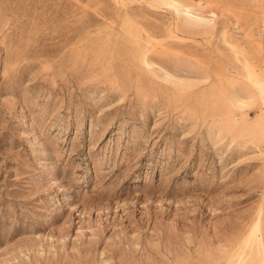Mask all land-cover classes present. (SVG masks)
<instances>
[{"label":"rangeland","instance_id":"rangeland-1","mask_svg":"<svg viewBox=\"0 0 264 264\" xmlns=\"http://www.w3.org/2000/svg\"><path fill=\"white\" fill-rule=\"evenodd\" d=\"M262 90L264 0H0V264H264Z\"/></svg>","mask_w":264,"mask_h":264},{"label":"bare ground","instance_id":"bare-ground-1","mask_svg":"<svg viewBox=\"0 0 264 264\" xmlns=\"http://www.w3.org/2000/svg\"><path fill=\"white\" fill-rule=\"evenodd\" d=\"M264 92V90H262ZM250 110V109H249Z\"/></svg>","mask_w":264,"mask_h":264}]
</instances>
